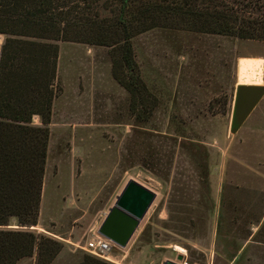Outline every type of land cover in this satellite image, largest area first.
<instances>
[{"label":"rangeland","instance_id":"1","mask_svg":"<svg viewBox=\"0 0 264 264\" xmlns=\"http://www.w3.org/2000/svg\"><path fill=\"white\" fill-rule=\"evenodd\" d=\"M251 1L264 17V0ZM131 43L158 99L145 123L131 116L107 48L56 43L61 93L32 230L62 244L51 264L100 260L86 241L129 180L156 198L126 248L113 246L108 264H264V97L231 132L236 87L264 86V43L170 28Z\"/></svg>","mask_w":264,"mask_h":264},{"label":"trees","instance_id":"2","mask_svg":"<svg viewBox=\"0 0 264 264\" xmlns=\"http://www.w3.org/2000/svg\"><path fill=\"white\" fill-rule=\"evenodd\" d=\"M247 0H0V264L36 255L51 264L60 242L38 224L57 82V42L108 49L111 76L129 95V111L148 122L158 99L142 80L132 39L154 28L264 43V17ZM101 10L108 12L102 16ZM38 117L41 126L32 125ZM79 264H108L85 257Z\"/></svg>","mask_w":264,"mask_h":264},{"label":"water","instance_id":"3","mask_svg":"<svg viewBox=\"0 0 264 264\" xmlns=\"http://www.w3.org/2000/svg\"><path fill=\"white\" fill-rule=\"evenodd\" d=\"M264 97V86L238 85L236 87L231 132L236 133ZM156 198V194L134 180H129L115 204L109 209L101 223L98 234L114 246L126 248L137 231L140 222ZM7 229L33 230L16 226ZM163 264H178L165 261Z\"/></svg>","mask_w":264,"mask_h":264},{"label":"built area","instance_id":"4","mask_svg":"<svg viewBox=\"0 0 264 264\" xmlns=\"http://www.w3.org/2000/svg\"><path fill=\"white\" fill-rule=\"evenodd\" d=\"M113 246L114 245L110 241L101 237L97 231V233L94 232L93 235L86 241L85 249L92 256L106 262H111L110 256Z\"/></svg>","mask_w":264,"mask_h":264},{"label":"crops","instance_id":"5","mask_svg":"<svg viewBox=\"0 0 264 264\" xmlns=\"http://www.w3.org/2000/svg\"><path fill=\"white\" fill-rule=\"evenodd\" d=\"M259 65L258 64H255L254 68L258 67Z\"/></svg>","mask_w":264,"mask_h":264}]
</instances>
